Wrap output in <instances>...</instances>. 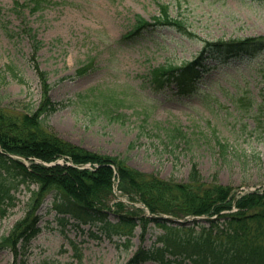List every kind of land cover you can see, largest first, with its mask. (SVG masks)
Segmentation results:
<instances>
[{
  "label": "rangeland",
  "instance_id": "374dc122",
  "mask_svg": "<svg viewBox=\"0 0 264 264\" xmlns=\"http://www.w3.org/2000/svg\"><path fill=\"white\" fill-rule=\"evenodd\" d=\"M50 1L58 4L36 13L25 7L19 18L12 11L15 0H0V107H38L43 95L39 74L45 72L48 96L59 104L46 125L63 140L91 153L119 157L130 168L166 181L186 182L196 164L206 182L231 187L234 197L264 187V50L252 60L221 63L214 72L201 74L204 91L193 96L173 94L176 90L171 89L157 94L145 82L155 68L180 67L193 60L207 41L263 37L264 0ZM161 5L168 6V15L179 25L145 31L128 44L119 42L132 30L136 16L149 22L163 16ZM22 22L44 43L36 55ZM89 59L88 69L78 73ZM115 92L127 103L120 110L122 117H108L100 108V93ZM79 95L97 97V110L84 109ZM135 108L148 110L147 123ZM156 126L180 127L188 138L170 145ZM214 130L230 144L228 155L215 146ZM17 185L16 206L0 216V245L26 214L30 191L36 189ZM119 188L113 195L121 201L122 212L141 208ZM52 201L48 196L36 211L41 232L30 242L27 264H128L139 250L162 247L166 233L185 239L206 225L205 220L180 219L178 227L184 231H173L178 228L174 223H167L169 231L151 223L146 229L138 226L130 238L110 237L100 230L101 223L81 224L58 213ZM120 207H113L109 222L120 220ZM180 251L170 246L163 249L162 259L157 255L159 260L141 264H178L175 253ZM12 261L11 251L1 249L0 264Z\"/></svg>",
  "mask_w": 264,
  "mask_h": 264
},
{
  "label": "trees",
  "instance_id": "16d2710c",
  "mask_svg": "<svg viewBox=\"0 0 264 264\" xmlns=\"http://www.w3.org/2000/svg\"><path fill=\"white\" fill-rule=\"evenodd\" d=\"M14 4L13 11L22 18L21 10L25 7L35 13L58 3L50 0H28L22 4L15 0ZM167 10L168 6L161 5L163 16L155 17L153 22L136 16L132 30L123 36L121 43L134 41L135 36L145 31H153L156 27L179 25L180 22L172 19ZM21 27L22 32L33 41L36 55L44 43L38 40L36 33H31L33 29L29 25L22 22ZM263 50L264 36L233 41H207L194 60L180 67L164 65L153 69L146 76V86L154 93L173 89V86L179 94H195L202 90L197 84L201 74L211 72L221 63L237 62L245 58L252 60ZM211 61L217 64L210 65ZM91 63V60L87 61L78 73H83ZM38 67L36 65L37 72L40 71ZM39 75L43 95L38 107L31 106L25 111L0 107V146L3 151L0 153V216H7L16 206L13 191L17 184L36 186V189L30 191L31 195L26 202V214L0 245V250L8 248L12 252L13 264L27 263L30 242L40 232V217L36 211L49 195L52 196L53 208L58 213L70 215L84 224L101 223L100 230L110 237L114 234L131 236L136 226L146 229L151 223H156L165 231L172 230L166 222L143 215L141 209L132 213L122 212L121 205L117 211L122 212L119 214L120 220L116 224L109 222L107 203L116 178L120 180L121 191L132 200L142 201L152 214L212 218L206 221L207 224L202 226L201 230H193V234L185 239L167 237V233L161 239L163 249L170 250L172 246L181 250L175 253L180 258L178 264H264V190L235 198L231 187L216 181L206 182L196 164L193 165L186 182L166 181L156 174H145L130 168L127 161L119 157L91 153L63 140L46 125L47 118L58 109L59 104L48 96V73L40 71ZM100 95L99 97L103 98L100 104L102 113L107 116H124L125 113L120 110L125 108L127 103L122 93ZM89 97L79 95L77 100L84 109L96 111L99 107L98 98ZM132 100L135 101V98ZM135 114L145 116L143 121L146 123L150 119L146 108H135ZM155 128L158 132L164 131V137L169 140L170 145L188 138L180 127ZM212 134L215 146L221 154L228 155L230 144L221 140L216 130ZM7 154L30 160V165L26 166ZM61 158L69 159L79 166L91 163L98 164V167L94 170H81L67 165L47 167L33 160L51 163ZM180 230L184 231L183 228H174L173 231ZM162 248L141 250L128 264L159 260L157 255L162 259Z\"/></svg>",
  "mask_w": 264,
  "mask_h": 264
}]
</instances>
